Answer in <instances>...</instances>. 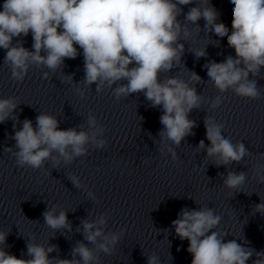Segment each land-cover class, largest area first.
I'll return each instance as SVG.
<instances>
[{
  "label": "clouds",
  "instance_id": "1",
  "mask_svg": "<svg viewBox=\"0 0 264 264\" xmlns=\"http://www.w3.org/2000/svg\"><path fill=\"white\" fill-rule=\"evenodd\" d=\"M230 2L234 5L231 32L225 23L218 22L220 13L209 0L207 6L191 7L185 21L195 24L203 18L204 29L220 38L227 37L228 46L234 49L235 57L227 56L223 62L211 61L205 65L214 86L221 92L232 89L239 97L255 100L260 98L261 92L257 82L249 79V74L256 76L264 67V0ZM193 3L194 0H4L0 11V48L6 50L4 62L10 65L12 78L23 81L30 64L44 65L55 72L65 58L75 59L81 54L76 47L79 46L84 57L86 85L96 83L99 91L105 84L111 87L118 81H126L114 89L117 99L143 93L153 107L162 109L160 136L179 145L192 132L195 122L189 119V113L200 107L202 97L185 80L179 77L161 80L160 74L181 63L184 45L179 41L182 36L187 39L190 33L178 20L183 11L180 6ZM29 33L33 38L32 51L19 41L13 45L14 38ZM42 51L45 55H41ZM194 54L203 57L206 50L200 49ZM43 75L48 77L47 72ZM191 78L201 79L195 73ZM220 103L217 97L211 107ZM16 107L14 98L0 99V123L9 119ZM87 123L95 127L96 118L89 115ZM223 127L212 119L205 120L206 138L210 142L207 155L214 158L218 166L239 163L250 153L243 143L233 144L224 137ZM102 132V128L97 129L90 136L76 128L60 129L55 116L42 113L36 117L35 127L31 120L25 119L22 127L15 131L14 156L19 166L40 169L50 158L59 163V159L52 156L55 151L67 163L84 155L85 145L90 140L102 148L105 141L96 140V135ZM199 147L204 148L203 141ZM5 151L12 152V149L5 148ZM172 155L175 159V152ZM71 179L79 186L77 177ZM245 180L244 172H228L224 186L239 189ZM255 212L264 215V203L255 205ZM43 216L45 224L53 230L71 228L64 210L56 214L52 208ZM220 220L210 208H185L172 222L176 236L189 242L187 252L192 256L191 264H247L253 255L256 259L252 264H264V251L245 247L235 239L225 242L219 232L212 231ZM105 223L104 217L94 222L82 221L83 235L99 250L111 254L123 231L105 235L102 228ZM101 237L102 242L97 243ZM6 239L7 233L0 232V245H4ZM56 250L55 245L46 248L28 243L30 259H22L0 247V264L97 262L94 250L84 243L72 249L71 255L78 256L79 260L50 258L49 254ZM148 264H159L158 257H148Z\"/></svg>",
  "mask_w": 264,
  "mask_h": 264
}]
</instances>
